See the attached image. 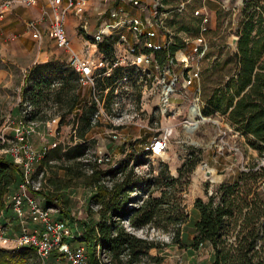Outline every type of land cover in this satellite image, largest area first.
Wrapping results in <instances>:
<instances>
[{
  "label": "rangeland",
  "instance_id": "rangeland-1",
  "mask_svg": "<svg viewBox=\"0 0 264 264\" xmlns=\"http://www.w3.org/2000/svg\"><path fill=\"white\" fill-rule=\"evenodd\" d=\"M237 1H240V5L234 7ZM241 1L231 0L226 8H221L216 13L208 15L202 13L197 15L193 6L169 15L168 19L163 22L165 29L162 31L164 38L171 43L169 47L172 48L174 45L178 48L175 51L170 49V57L163 63H161L163 60L161 58L146 64H133L134 56L147 52L141 41L149 39L150 36L144 32L143 35H139L132 27L128 29V25L112 30V34L105 37L101 43H107L109 46L100 49L97 44L94 48L95 52L90 54L89 48L86 46L81 52L87 57L93 56V53L101 54L102 58L106 60V67L110 69V72L106 71L107 74L104 72L106 69H101L95 73L99 90L98 98L104 104L105 114L97 119L89 134L90 149L82 161L88 165L75 167L73 186L63 190L65 198L69 200L71 211V219L64 218V220L73 230L82 232L84 223H93L99 220L100 207L91 200L96 192L95 188L89 187L85 183L86 175L90 174L92 165L97 162L102 169L109 170L131 156L129 161H132L128 170L133 169L137 177L149 180V187L144 191L134 192L130 202L127 203V208L132 210L139 207L142 200L149 197H160L163 189H166L169 197L173 198L172 200L181 198L179 200L181 205L190 215L187 224L182 226L183 242L187 246L173 243L174 229L172 226L167 229L153 226L136 229L126 221L124 224L126 229L137 237L161 244L163 250L153 249L150 255L163 257L162 264H212L214 249L210 243H206L197 250L190 247L195 237L196 224L200 219V212L194 208V204L198 198L206 202L221 183L236 181L241 174V159L240 156L226 150L220 153L216 147L220 130L226 126H232L228 120V114L215 113L212 116H205L203 109L207 107L205 97L221 87L222 82H227L233 77L234 70L230 72L229 69L233 68L234 64L225 66V62L234 53L228 42L232 36H238L237 30L244 18L245 4ZM25 2V0H0V12L5 15L0 24L7 20L8 13L30 12L31 6L26 5ZM261 5H264V0H261ZM87 11L88 9L84 14L85 20L88 19ZM70 13L75 15L80 23L79 16L73 12ZM191 14L203 18L199 36H195L194 30L189 27L188 30L181 31L179 29L181 25L178 24L177 15L181 19L188 18ZM68 16L69 13L67 18ZM186 22L189 21L186 20ZM98 28L99 26L96 32L99 30ZM83 31L79 26V32L83 34ZM123 35L126 36L129 44H123L121 39ZM90 42L94 43L93 38H90ZM125 54L128 58L115 66ZM67 59L68 63L61 61H56V63L69 67L68 54ZM223 66H225L224 69ZM2 67L0 62V69ZM25 75L21 71L13 69V73L9 72L6 77L0 78V128L3 125L7 126V119H19L22 116L21 114L14 115L12 110L14 106H20ZM204 77H206L205 82H203ZM192 78L193 82L189 84ZM203 83L206 85L204 94L203 87H201ZM171 85L173 91H170L169 100L166 103L165 90L167 91V89L165 88ZM82 95L84 96L83 103H92V93L88 89H82ZM195 104L199 106L206 120L194 114ZM52 105L51 102L49 106ZM55 111V109L50 110V115ZM68 119H72V116ZM59 121L60 119L56 116L54 120L39 126V128L42 127L43 134H36L30 140L36 150H43L45 147L53 148L54 144L63 147L72 144V136L76 135V131H73L72 127L67 124L60 127ZM192 121L195 126L189 128ZM166 130H171L169 149L166 155L163 158L144 156L145 152H149L148 148L152 140L163 135ZM5 133L6 139L9 138L7 143L15 144V141L12 140L14 136L11 127L7 128ZM115 135L118 136L117 139H114ZM37 137H40L39 146L34 144ZM241 146L246 164L253 165L259 153L249 147L245 138L241 141ZM194 152L201 161L190 179L184 176L179 185L167 188L166 185L170 178L179 176L178 170ZM204 162L206 165H203ZM51 165L54 167H45L44 172H40L41 174L35 180L42 187H51L50 180L55 177L62 180L67 177V172L58 168L61 163L51 162ZM63 165L67 164L63 163ZM207 171L211 172L210 176H207ZM112 181L113 178H108L105 181L108 187H111ZM257 187V191L264 197V187L259 184ZM40 200L44 204L43 196L40 197ZM6 206L9 210L12 209L8 201ZM55 210V216L60 218L59 210ZM6 231H8V226ZM0 248L6 249L1 244ZM143 261V264H156L150 258ZM102 262L106 264L107 260L104 259ZM29 264H40L37 256L31 258ZM51 264L65 263L58 262L56 258H53Z\"/></svg>",
  "mask_w": 264,
  "mask_h": 264
},
{
  "label": "trees",
  "instance_id": "trees-1",
  "mask_svg": "<svg viewBox=\"0 0 264 264\" xmlns=\"http://www.w3.org/2000/svg\"><path fill=\"white\" fill-rule=\"evenodd\" d=\"M244 4V18L237 30V51L225 62V66L234 64L229 69L230 72L234 70L233 77L222 82L221 87L205 97L207 107L203 109V114H228V120L235 130L245 138L249 147L262 156L264 5H261V0H245ZM197 6L193 5L194 12ZM177 18L181 31L188 30L189 27L194 30L195 36L200 35L202 17L191 14L188 18ZM106 44H99L100 49L109 46ZM177 48L173 46L171 50L175 51ZM158 52L167 55L166 49ZM69 67L50 61L35 64L28 69L19 106L26 121L46 123L58 116L60 127L67 124L76 131V135L72 136V144L67 147L56 145L47 150L34 175L36 180L45 167L53 168L51 162L61 163L58 168L67 172L65 179L55 177L50 180L51 187H41L40 191L34 193L39 198L44 197L46 207L58 209L61 215L58 218L61 220L71 219L69 200L65 198L63 190L73 186L75 167L88 165L82 161L90 149L91 141L88 137L96 124L94 118L98 112L94 101L82 102L84 96L79 75ZM201 87L204 94L206 85L203 83ZM51 102L53 105L49 106ZM52 109L56 111L50 115ZM70 116L72 119H68ZM145 155H150V151L145 152ZM130 158L120 161L115 168L109 170L102 169L96 162L92 165L90 174L86 175V185L96 191L91 200L100 207L99 220L84 223L83 235L78 237L86 242L88 264H103L98 254L99 248L107 254L112 264H143V260L147 258L156 264H162L163 257L150 255L153 249L163 250L162 245L137 237L126 229V221L136 229L146 226L167 229L172 226L173 243L187 246L183 242L182 226L187 224L190 215L181 205V198L174 201L166 189H163L160 197H149L142 200L139 207L132 210L127 208L134 192H141L149 187V180L137 177L133 169L128 170L132 161H129ZM200 161L195 152L190 154L189 159L178 170L179 176L171 177L166 187H176L184 176L190 179ZM108 178H113L111 187L105 182ZM263 178L264 173L241 172L236 181L221 183L206 202L198 198L194 208L200 212V219L190 247L197 250L210 243L214 249L212 264H264V197L257 191V185H261ZM20 182L19 166L10 156H0V214L2 211H9L6 198ZM71 243H75V240ZM36 256L33 248H0V264H29L30 259Z\"/></svg>",
  "mask_w": 264,
  "mask_h": 264
},
{
  "label": "built area",
  "instance_id": "built-area-1",
  "mask_svg": "<svg viewBox=\"0 0 264 264\" xmlns=\"http://www.w3.org/2000/svg\"><path fill=\"white\" fill-rule=\"evenodd\" d=\"M26 5H36V0H25ZM64 0H51V21L49 33L51 38L56 43V46L65 51L69 55V66L79 75V83L82 89H88L92 93L93 101L96 103L98 112L95 115V122L100 118L104 112V104L99 100L96 71L106 69L104 72L109 73L110 69L106 67V60L101 58H95L94 56H84L81 52L73 46L67 32V14L70 12L79 16L80 26L84 31H88L89 22L88 19H84V14L88 9V0H66V4L63 6ZM125 4H132L139 6L135 0H121ZM161 7L163 0H156ZM146 9V6H141ZM197 15L199 12L196 13ZM112 18H117L119 12H113ZM5 15L0 12V22L3 21ZM128 23L139 35H143V24L137 20H131ZM120 26L118 23H110L102 27L97 33L91 36L94 41V45L103 42L105 37L112 34V30L117 29ZM151 37L154 33H148ZM33 37L37 41H41L42 35L39 31H35ZM123 44L128 43L126 36H121ZM129 44V43H128ZM147 49H152L154 52L161 50V46L149 44ZM127 54L123 58L119 59L115 66L119 65V62L125 61ZM1 62V60H0ZM134 63L136 65L149 63L150 60L145 54L134 56ZM107 71V72H106ZM107 73V74H108ZM193 78L189 81L192 84ZM172 88V85L169 86ZM168 87V88H169ZM41 122L38 121H26L23 116L19 119H7V126L3 125L0 128V156L8 155L19 166L21 171V182L17 188L7 196V201L10 203L13 212L18 220V231L9 236L6 231V227L0 225V244L6 249H21V248H33L36 250L37 258L40 264H51V260L56 258L58 262L63 261L65 264H88V254L86 248V242L80 240L82 232L73 230L68 226L65 220H61L55 216L56 210L54 208L46 207L39 197L34 193L41 190V184L36 183L34 175L37 173V165L45 158L48 148L43 150H36L30 140L36 134H39V126ZM11 127L13 131L15 144L9 145V138L6 139V129ZM171 130L156 137L152 140L148 150L150 156L153 158H163L169 149ZM117 139L118 136H113ZM244 137L235 130L232 126H226L220 130L219 138L216 143V147L223 153L225 150L234 155L240 156L241 167L240 172H259L264 173V154L256 157V161L253 165H247L244 157L241 141ZM57 144H54L56 146ZM260 184L264 187V178ZM112 186V185H111ZM6 201V203H7ZM33 223L36 225L32 229L29 225ZM75 240V243H71ZM101 260L106 259L109 262V257L104 251H98Z\"/></svg>",
  "mask_w": 264,
  "mask_h": 264
},
{
  "label": "crops",
  "instance_id": "crops-1",
  "mask_svg": "<svg viewBox=\"0 0 264 264\" xmlns=\"http://www.w3.org/2000/svg\"><path fill=\"white\" fill-rule=\"evenodd\" d=\"M135 1L138 2L139 6L125 4L121 0H88L87 17L90 23L88 31H83V34L79 32L80 23L76 16L69 13L67 18V32L73 46L80 52H83L86 46H88L89 54L95 52L94 48L96 46L90 42V38L102 27L110 23L120 22V26L117 29L125 27V25H128V29H131L129 24H124V22L137 20L143 24L144 34L154 33L153 37L141 41L143 48L147 49V45L153 44L161 46V51L163 49L167 50L166 56L158 52L160 50L154 52L152 49H147V52L144 54L152 62L158 59L160 60L164 55L162 58L164 62L168 60L171 52V48L169 47L171 43L164 38V32L162 31L165 29L163 22L168 19L169 15L182 11L186 7H192L193 4L195 6V3H197L196 6L198 5L195 13L199 12V14L202 13L205 15L213 14L221 8H226L228 2L231 0H163L162 4L164 7H161V3L159 4L156 0ZM244 1L242 0L241 2ZM49 3L50 0H37V5L30 7V12L20 11V14V12L15 11L14 14L12 12L8 13L7 20L0 24V58L3 66L0 69V78L2 76L6 77L9 72L13 73V69H17V71L19 70L25 75L27 70L35 64H45L50 61L68 63V59L66 60L67 53L56 46V43L49 33L51 21V8ZM65 4L66 0L63 1L62 5L64 6ZM239 5L240 1H237L234 7H238ZM141 6H146V9H143ZM116 11L119 12V16L112 18L111 14ZM98 26L99 30L96 32ZM36 30L42 35L40 42L33 37ZM93 54L91 55L94 57H102L101 54ZM12 112L14 115L21 114L18 105L14 106ZM55 123L57 124V121ZM41 129L42 127L39 128V135L43 134ZM39 139L40 137H37L34 140L36 146L40 145ZM1 214L0 225L4 227L8 226L7 234L9 236L14 235L16 233L15 231H18V220L13 209L5 212L2 211ZM29 226L32 229L36 227L33 223H30Z\"/></svg>",
  "mask_w": 264,
  "mask_h": 264
},
{
  "label": "water",
  "instance_id": "water-1",
  "mask_svg": "<svg viewBox=\"0 0 264 264\" xmlns=\"http://www.w3.org/2000/svg\"><path fill=\"white\" fill-rule=\"evenodd\" d=\"M238 42H239V37L238 36H235V35L232 36L230 38L229 42H228V45L232 48V50L234 52L237 51ZM169 88H171V87H169ZM197 108H198V110L200 112V117L206 120V118L202 115V113H201L200 108H199L198 105H197ZM203 165H206V163L204 162ZM210 175H211V172L210 171H207V176H210Z\"/></svg>",
  "mask_w": 264,
  "mask_h": 264
},
{
  "label": "bare ground",
  "instance_id": "bare-ground-1",
  "mask_svg": "<svg viewBox=\"0 0 264 264\" xmlns=\"http://www.w3.org/2000/svg\"><path fill=\"white\" fill-rule=\"evenodd\" d=\"M168 87L165 88V89H167V91L165 90V102L166 103H168L170 91H173L172 88H168ZM194 114L199 115V117H200V112L197 108V104H195V106H194ZM201 119H203V118H201ZM203 120H205V119H203ZM194 126H195L194 122L193 121L190 122L189 128H193Z\"/></svg>",
  "mask_w": 264,
  "mask_h": 264
}]
</instances>
